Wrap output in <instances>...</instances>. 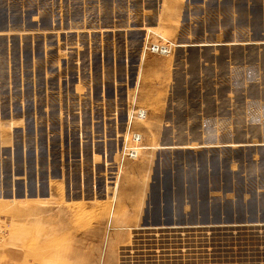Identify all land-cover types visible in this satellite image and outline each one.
Wrapping results in <instances>:
<instances>
[{"label": "rangeland", "instance_id": "obj_1", "mask_svg": "<svg viewBox=\"0 0 264 264\" xmlns=\"http://www.w3.org/2000/svg\"><path fill=\"white\" fill-rule=\"evenodd\" d=\"M153 1L0 0V264H264V0Z\"/></svg>", "mask_w": 264, "mask_h": 264}, {"label": "crops", "instance_id": "obj_2", "mask_svg": "<svg viewBox=\"0 0 264 264\" xmlns=\"http://www.w3.org/2000/svg\"><path fill=\"white\" fill-rule=\"evenodd\" d=\"M158 1V2H157ZM161 2L162 0H154L153 1V5H161ZM220 36V39H222V34L219 35ZM218 36V38H219ZM235 38V36H234ZM234 38H229V37H226L225 35H223V44H221L220 42L218 43V41H215V40H206V41H202V44L201 46H218V45H227L229 44L226 40H232ZM208 39V38H207ZM214 39V38H213ZM216 39V38H215ZM185 41V40H184ZM184 41L182 40L181 44H184ZM188 42L185 41V45H189L187 44ZM217 43V44H215ZM232 43V42H231ZM234 43H232L233 45ZM193 44H190L189 46H192ZM148 60V59H147ZM146 60V62H147ZM156 60V58H151V62H154ZM237 145V144H236ZM200 147H209L211 145H207L206 143H200L199 144ZM182 147V146H180ZM186 148H188L189 146H185ZM46 231L48 232H65L66 231V227L64 225H52L51 227L46 228L45 229ZM59 235V234H58ZM65 243V242H64ZM79 247V246H78ZM74 248V247H73ZM50 255H53L54 257L58 258L59 260V264H62V263H65V260H66V256H69V257H72V259H70V263L74 262V263H77L79 262L78 260V257L76 256V250L75 251H67V249L65 248V244H62V246H59V249L58 250H55L53 252H51ZM60 257L62 258L60 260ZM61 261V262H60Z\"/></svg>", "mask_w": 264, "mask_h": 264}, {"label": "built area", "instance_id": "obj_3", "mask_svg": "<svg viewBox=\"0 0 264 264\" xmlns=\"http://www.w3.org/2000/svg\"><path fill=\"white\" fill-rule=\"evenodd\" d=\"M153 46V51L163 53L166 51L167 47L166 46H159V45H152ZM136 140H139L138 135L135 136Z\"/></svg>", "mask_w": 264, "mask_h": 264}, {"label": "bare ground", "instance_id": "obj_4", "mask_svg": "<svg viewBox=\"0 0 264 264\" xmlns=\"http://www.w3.org/2000/svg\"><path fill=\"white\" fill-rule=\"evenodd\" d=\"M139 114H142L143 113V111H141V110H139V112H138ZM261 144V143H260ZM263 144V143H262ZM237 145H241V144H237ZM136 150V149H135ZM136 152H137V150H136Z\"/></svg>", "mask_w": 264, "mask_h": 264}]
</instances>
